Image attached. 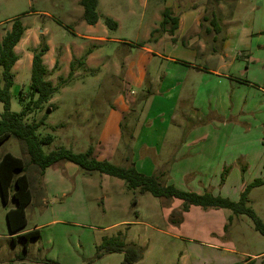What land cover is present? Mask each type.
Wrapping results in <instances>:
<instances>
[{"label": "rangeland", "instance_id": "obj_1", "mask_svg": "<svg viewBox=\"0 0 264 264\" xmlns=\"http://www.w3.org/2000/svg\"><path fill=\"white\" fill-rule=\"evenodd\" d=\"M81 1L0 0V39L16 20L27 31L18 47L10 93L13 113H22L32 100L34 47L46 43L47 66L58 64L49 77L55 96L25 117L26 123L40 124V138L53 139L43 147L46 154L62 148L80 154L105 144L116 152L110 161L116 166H130L129 157L144 155L154 161L155 171L165 173L163 184L233 202L254 181L264 182V22L256 19V3L264 0H98L100 20L92 27L84 21ZM190 3L202 7V13L206 7L221 28L210 42L190 40L194 28L176 41L164 32L163 14L189 12L192 7L185 6ZM105 19L117 28L106 26ZM210 29L214 32L213 25ZM77 59L86 66L76 63L70 76ZM141 66L142 82L136 73ZM125 99L128 116L122 138H117L108 125ZM3 112L0 101V118ZM123 136H134L129 149ZM7 153L25 162V171L16 177L29 178L34 196L26 208L28 231L39 223L44 207L42 176L25 143L10 137L0 144V156ZM81 172L83 185L78 182L68 198L45 196L52 208L45 221L58 223L43 233L45 239L59 230V248L73 249L83 264H122V254L97 259L102 240L120 234L126 244L143 249L142 264H243L254 257V264H264V236L248 216L199 207L183 213L179 200L140 194L119 179ZM14 190L12 186L8 204L0 193V264H42L39 240H31L26 251V241H13L9 233ZM248 207L264 223V185L250 192ZM62 208L67 211L59 213Z\"/></svg>", "mask_w": 264, "mask_h": 264}, {"label": "trees", "instance_id": "obj_2", "mask_svg": "<svg viewBox=\"0 0 264 264\" xmlns=\"http://www.w3.org/2000/svg\"><path fill=\"white\" fill-rule=\"evenodd\" d=\"M81 5L84 8V21L89 26L97 25L100 20L97 12L98 0H82ZM178 21V19L171 18L168 12H165L162 22L164 32H169L170 35H173L177 30ZM213 21L214 30L220 33L221 28L216 25L215 19ZM105 24L111 29H116L118 26L111 19H105ZM25 33V26L21 21L16 20L11 30L7 32L3 39H0V101L4 105V112L0 118V144L10 137H14L25 143L30 160L33 165L40 169L41 175H43L46 169L58 163H72L78 166L86 175L99 173L119 179L131 191H138L140 194L149 193L153 197L160 199L179 200L182 202L181 208L183 213L190 212V209L193 207H199L203 209H227L232 211L236 216H248L254 222L256 231L264 236V223L254 210L248 207L250 192L254 188L264 185V182L261 180H256L250 184L242 192L239 202H233L210 192L199 194L180 190L174 185H165L162 183L163 175H146L141 173L135 164L132 163L130 157L128 158L130 166L120 167L111 162L96 159L93 149H89L85 153L76 154L71 150L62 148L46 154L43 151V147L50 145L53 139L51 137L40 138L37 134L41 127L40 124H29L25 121L26 116L31 115L36 108L49 103L57 92L53 83L49 80L53 72H49L44 64V57L49 52V46L46 43H42L39 48L33 50L30 86L31 102L25 105L24 111L20 114L11 111L10 93L15 82L14 67L20 60L15 49L22 41ZM89 53L91 54L92 52L89 51ZM76 63L79 67L86 66L84 60L77 59L76 62H72L70 76L74 74ZM57 65L56 63L55 68ZM123 138L126 142V147L129 149L134 141V136L129 137V139L125 136ZM24 171L25 162L22 159L10 153L2 157L0 156V193L4 204H8L9 202L12 186L15 188L12 193V199L15 201L16 207L7 212L9 233L13 237V241L16 240V237L25 240V250L27 251L29 242L39 239L40 233L38 230H34L20 235L27 226L26 208L32 202L29 178L25 174L16 177V173ZM143 253L144 251L140 247L126 244L122 240V234L113 238H105L97 247V259L112 254H122L124 256L123 264H142ZM47 263L58 264L49 260H47ZM246 264H253V262L247 261Z\"/></svg>", "mask_w": 264, "mask_h": 264}, {"label": "crops", "instance_id": "obj_3", "mask_svg": "<svg viewBox=\"0 0 264 264\" xmlns=\"http://www.w3.org/2000/svg\"><path fill=\"white\" fill-rule=\"evenodd\" d=\"M192 1H194V0H192ZM205 1L207 3V1H209V0H205ZM216 1H218V3H220L219 2L220 0H216ZM263 5H264V3H262L261 1H258V3H256V8H257L256 19L259 22H264V11L261 10ZM185 7H192V8L189 9V12H186L184 14H180L181 10H176L175 12L171 11V13L168 12V14L170 15L171 18L179 20L177 30L174 32L173 35H171L170 38L172 40L176 41L177 40L176 37L179 36L181 34V32L186 33L190 28H194L193 31L195 32L194 33L195 36H190V40H192L194 38L193 41L196 42L198 40L200 41L203 38V40L210 42L211 34H218V33L215 30H214V32H212L210 29L211 25H212L211 22H213V21L211 18H209V17H211L208 15L209 13L207 14L208 9H206V7H205L204 13H202V10H203L202 7H198L197 5L190 3V4L186 5ZM212 14H214V12H211V15ZM163 20H164V14H163V19L161 22H163ZM98 24H99V22H98ZM98 24L95 26H98ZM197 28H199V31L197 30ZM260 32L261 33L263 32V34H264L263 29H261ZM26 34H27V31H26L25 35ZM85 38L86 39H92L91 37H85ZM22 41H23V39H22ZM21 42H20V44H21ZM19 45L15 49L18 56H19V54H18ZM37 46H39V42L37 43ZM37 48L38 47H34V50ZM202 48H204V45H202ZM144 49H145V52H149V53L153 52L152 49H148V48H144ZM49 51H50V49H49ZM47 54L44 57V64L46 65L49 72H52V70L55 68L56 61H55L54 65L51 64L50 67L47 66V62H46ZM32 59H33V57H32ZM250 66H251V64L247 65V72H249L251 70ZM143 68H144V66H141L139 69V72H136L137 75L139 77H141V82H142L143 77H144ZM14 71H15V67H14ZM215 75H217V73H215ZM246 75H247V77H249V74H246ZM133 76H135L134 73H133ZM262 91H263L262 93L264 94V90H262ZM128 102L129 101H127L125 99V104L123 106H120L118 109H115L112 111V124L110 123V125H108V126H110L111 134L113 136H116L117 138H120V137L122 138L121 128H122V126H124L123 122L125 121L126 117L128 116V114H127L128 109H129ZM192 135H195V134L192 133ZM192 135H190V138L196 137V136H192ZM163 137H164V134H162L160 136V139H162ZM114 155L116 158V152L112 151V150L109 151L105 144H100L98 148L94 149V157L100 161L110 162L113 159ZM142 156H144V155H141L140 156L141 158H139V159H135V157L133 158V156H132V163L135 164L136 168L141 173H144L146 175H154L153 174V172L155 171L153 169L154 161L150 160V162H148L147 158L145 156L144 157H142ZM122 160H123V157L121 156V161ZM138 160L142 162V163H140L141 165L139 163H137ZM146 164L148 166H146ZM37 169H38L37 171L39 172V175H41L40 169L39 168H37ZM37 171H35V172H37ZM81 171H80V168L78 166H76L72 163L62 162V163H58V164L46 169V171L43 173V175H41L42 176V186H43V190H44V195L42 194V196H41L42 197L41 202H42V205H44V207H42L40 210V214H41V218H39L40 221H39V223L35 224L32 229H30L28 231H24L20 235H23V234L28 233V232H32L34 230L39 231L40 238L36 239V240H39L40 244H41V249H38V252L41 254V259L38 262H41L42 264H48L47 260L52 261V262H58V263L62 262L63 264H83L80 257L77 256V254L74 252L73 249L71 251H69L67 249L62 250L59 248L58 242L55 239V237H57V235L59 234V230L53 231L51 234H46L45 239H44V233H43L46 231V229L48 227L54 226L56 223H58V221H56V220L45 221L47 218H49V211H50V209H52L49 207L50 205H49V203H47L48 198L46 199L45 196L48 197L49 195H52L53 196L52 199L59 198L58 196H61L62 199L68 198L72 192L73 187H76L78 182L81 185H83L85 175ZM155 172H157L156 173L157 175L165 176L164 175L165 173H163L162 171H155ZM86 176L91 177L93 175H86ZM30 190H31L32 202H33L34 196H33V192L31 189V185H30ZM242 191L243 190H241L240 192H242ZM32 202L30 203V205H32ZM65 211H67V210L62 208L61 211H59V213H62ZM53 214L56 215V213H52V214L50 213V216ZM26 217H27V214H26ZM62 234L63 233H61L59 235V237H61ZM62 258H63V260H62ZM256 258L257 257L251 258L249 261L250 262L252 261L254 264L257 261ZM62 263H60V264H62ZM246 263H247V260L245 262H243V264H246ZM27 264H36V263L30 262Z\"/></svg>", "mask_w": 264, "mask_h": 264}]
</instances>
